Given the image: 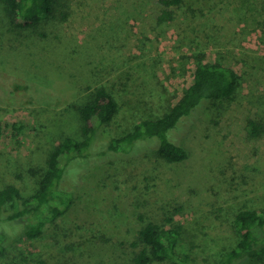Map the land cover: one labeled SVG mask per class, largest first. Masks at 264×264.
<instances>
[{
    "label": "rangeland",
    "instance_id": "374dc122",
    "mask_svg": "<svg viewBox=\"0 0 264 264\" xmlns=\"http://www.w3.org/2000/svg\"><path fill=\"white\" fill-rule=\"evenodd\" d=\"M63 1L65 20L29 30L7 24L0 0V188L34 190L53 145L80 138L76 106L94 87L110 90L118 113L84 159L66 162L69 207L36 239L12 224L0 264H133L122 242L169 215L181 226L178 255L218 264L236 242L233 215L264 210V133L251 138L248 126L264 119V0H183L163 22L159 0ZM217 61L240 75V96L204 102L172 131L186 159L159 157L153 138L107 148L173 105L198 62Z\"/></svg>",
    "mask_w": 264,
    "mask_h": 264
},
{
    "label": "trees",
    "instance_id": "16d2710c",
    "mask_svg": "<svg viewBox=\"0 0 264 264\" xmlns=\"http://www.w3.org/2000/svg\"><path fill=\"white\" fill-rule=\"evenodd\" d=\"M7 24L15 29L34 30L43 21L65 20L68 5L63 0H2ZM183 0H159L162 5L158 21L173 18L172 6ZM241 77L231 67L220 62H198L190 85L179 99L170 105L161 116L144 119L121 137L112 139L107 148L117 152L131 149L139 142L155 139L156 153L168 162H179L187 158L185 147L170 138L179 124L188 118L204 102L214 105L222 101H235L240 96ZM80 124V138L65 136L53 145L39 171L34 190L27 196L15 184L0 188V255L4 254V243L13 237L15 226L22 228L27 239L42 236L48 221L55 220L69 207L72 187L75 182L65 180L66 162L87 156L96 140L99 127L109 124L118 113L114 95L104 85L94 87L87 99L76 106ZM249 136L258 138L264 133V119L248 121ZM13 136L17 137L21 126L13 124ZM186 128V127H184ZM132 145V146H131ZM130 149V150H131ZM62 160H65L63 162ZM9 206L11 210H7ZM229 230L237 238L234 246L222 254L218 264H246L264 259V210L258 208L239 209L229 222ZM14 231V232H13ZM181 226L174 223L171 215L164 221L150 217L139 229L137 236L122 244L129 249L133 264H197L194 259L178 255L181 242Z\"/></svg>",
    "mask_w": 264,
    "mask_h": 264
}]
</instances>
